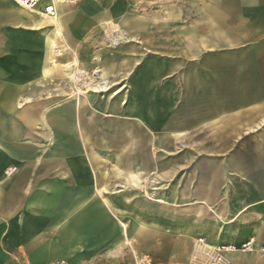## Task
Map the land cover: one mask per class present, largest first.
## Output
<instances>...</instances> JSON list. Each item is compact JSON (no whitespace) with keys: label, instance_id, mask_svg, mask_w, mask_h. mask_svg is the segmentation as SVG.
I'll return each mask as SVG.
<instances>
[{"label":"crops","instance_id":"obj_1","mask_svg":"<svg viewBox=\"0 0 264 264\" xmlns=\"http://www.w3.org/2000/svg\"><path fill=\"white\" fill-rule=\"evenodd\" d=\"M9 1L15 7L0 0V216L17 212L13 227H23L27 240L32 241L29 230L45 225L36 223L40 219L24 216L22 207L27 206L28 214L37 217L47 215V207L48 216L54 217L53 227L48 225L63 231V235L58 233L62 238L59 248L65 251L78 231L66 229L74 227L70 223L79 218L72 216L94 199V225L111 227L108 212L112 214L119 225V234L113 236L116 243L141 242L162 230L188 235L202 230L212 245H241L252 237L254 253L235 252L228 259L233 264H264V252L259 250L264 248V0L196 2L202 8L192 21L196 53L214 50L234 55V103L227 107L226 99H220L212 112L198 114L202 110L196 112L200 100L194 99L195 91L208 85L203 84L204 79L196 85L194 74L189 75L194 66L187 65L186 74H181L186 83L182 94L173 84L163 91L167 101L176 103L178 113L172 112V123L162 131L151 120L159 113L155 101L161 96L156 87L161 67L140 72L144 77L138 79L136 95L130 82L132 73L124 69L118 76L105 55L95 56L90 73H98L108 89L88 93L108 98L106 104L95 105L103 107L104 118L119 121L97 119L90 113L88 118L78 116L73 126L71 120L59 118L60 113L79 110L85 99L78 98L52 114L45 102H34L35 90L29 84L36 80L58 88L61 81L75 92L72 76L79 61L74 55L67 63L58 62V54H62L58 48L67 49L65 26L87 7L73 11L55 6L54 22L41 12ZM119 24L128 34L144 28L142 21L129 17ZM183 54L185 58L189 55ZM209 70L202 64L198 72ZM132 120L148 124L151 136L131 124ZM102 132L124 136L112 141L101 137ZM36 145H41L39 150ZM89 145L101 148L93 153L90 147L86 154V167L94 171V194L84 198L80 192L67 194L66 182L80 176L81 162L64 157L87 150ZM108 161L110 171H106ZM10 172L11 178L3 179ZM51 176L58 181L52 183ZM6 187L17 194L15 204L5 202ZM36 187L40 190L35 191ZM124 219L128 228L121 221ZM35 248L47 252L38 243Z\"/></svg>","mask_w":264,"mask_h":264},{"label":"rangeland","instance_id":"obj_2","mask_svg":"<svg viewBox=\"0 0 264 264\" xmlns=\"http://www.w3.org/2000/svg\"><path fill=\"white\" fill-rule=\"evenodd\" d=\"M6 1L14 6L9 0ZM197 1L200 0H81L75 5H61L63 10L71 9L73 11L80 7H87L85 12L79 15L75 13V16L65 26L64 43L67 49L58 48L62 54L57 57L58 62L67 63L74 55L76 56L79 61L77 67L79 69L75 74H79L78 77L81 82L78 83V86L81 85L82 92H71V86L65 85L61 81L57 83L58 88L52 87L44 80H36L29 84L35 90L34 102H45V105L50 107L52 114L63 110L74 100L78 101V98L80 100L85 99L86 103L79 110L75 108L74 111L63 110L60 113L59 118L71 120L73 126H75L78 116L88 118L90 113L94 114L97 119L119 121L116 118L103 117V111H101L103 107L100 106L106 104L108 98L99 99L96 94L93 95L86 91L87 84L90 82L92 66L96 63L95 56L100 55L101 58H104L105 55L107 60L114 64L116 71L120 74L118 76H122L124 69L125 73H132L133 79L130 82L134 83L132 91L136 95L138 93V79L144 77L141 76L140 72L162 68L160 80L156 83L157 91L161 94L159 99L155 101V109L159 113L157 118H151L153 123H157L155 127H158L160 131L169 128L172 123V112L175 111V115L178 113L176 109L174 110L177 107L176 103L167 101L168 95L163 91L173 84L175 87L176 85L179 87V94H182V90H185L183 85L186 86V83L182 82L181 74H186L187 65L190 68L192 65L194 66V71H191L189 75L194 74L196 85L201 83L203 79V84L208 85L206 88L203 87L195 91L194 99L200 100L199 104H195L196 112L202 110L198 114L212 112L216 106L214 104L220 99H226L227 107L233 104L235 99L234 55H220L218 51L214 50L205 55L196 53L199 52L196 46L198 41L193 38L194 24L192 21L202 11V8H198ZM123 17L142 21L145 29L140 28L133 34H128L119 24V20ZM188 29H190L189 34ZM5 35L10 34L4 33ZM183 53H188V57L185 58ZM132 54L136 56L135 59L131 58L130 55ZM38 55V51H36V58ZM181 64H184L183 68L178 66ZM202 64L207 65L210 70L205 73L198 72ZM172 66H174L173 69ZM175 69H180V71H175ZM128 77L124 83L128 81ZM220 85L221 87H219ZM122 97L121 93L117 96V101L119 102ZM96 103L97 105L101 103V105L97 106ZM135 120L130 121V123L136 127H141L148 136H151L149 134L151 133L150 126L147 123V126L145 124L139 125ZM123 136L110 132H102L101 135V137L112 141H117ZM231 138L233 139V136ZM40 146L34 147L39 150ZM90 147L93 153L101 149L89 145L86 147L87 150L84 148V150L75 151L72 156L64 157V159L73 161L74 158H78L81 162L80 176L66 182L65 191L67 194L80 192L81 198L94 194V171L86 167V154ZM111 150L114 149L111 148ZM60 158L63 159V157ZM110 163L111 161L106 163V171H110L112 165ZM9 168H14V166H9ZM178 173L181 174L182 169ZM5 176L6 178L3 179L11 178L12 172ZM54 181H58V179L51 176V182ZM37 190L40 188L36 187L35 191ZM50 190L53 191L54 186ZM4 194L6 196L5 202L11 201L15 204L19 201L16 197L17 194L12 193L10 187H6ZM44 210L47 215L37 217L33 212L28 214L27 206L22 207L24 216L31 218V220L33 218L40 219L36 223H44L45 225V227H36V231L29 230L28 234L32 241L27 240L29 237H27L23 227H13L17 223V212L10 217L0 216V264H192V255L200 245L199 240L208 246H215L206 240L202 230H196V233L192 235L162 230L156 236H146L147 238L141 242L130 240L129 244L126 242L116 243L113 236L119 234L118 222L108 212L112 226L96 227L94 225L93 199L84 203L78 213L76 212L72 216L74 218L79 215V218L76 222L70 223L74 227H67L66 229L69 231L77 228L78 231L75 233L71 245L64 251L59 248L62 240L60 235H63V231L57 232L58 229L50 228L53 227L51 223H53L54 217L48 216L47 207ZM121 221L128 228V222L125 219ZM36 243L47 252L41 253L40 248L34 249Z\"/></svg>","mask_w":264,"mask_h":264},{"label":"built area","instance_id":"obj_3","mask_svg":"<svg viewBox=\"0 0 264 264\" xmlns=\"http://www.w3.org/2000/svg\"><path fill=\"white\" fill-rule=\"evenodd\" d=\"M17 6L41 12L48 16L55 14V6L58 5H75L81 0H11ZM60 54H58L59 56ZM200 245L194 250L192 255V264H233L228 255L235 252L254 253L257 249L255 247V239L249 238L241 245L233 244H218L215 246H208L199 240ZM264 252V248H260Z\"/></svg>","mask_w":264,"mask_h":264},{"label":"bare ground","instance_id":"obj_4","mask_svg":"<svg viewBox=\"0 0 264 264\" xmlns=\"http://www.w3.org/2000/svg\"><path fill=\"white\" fill-rule=\"evenodd\" d=\"M22 9H24V8H22ZM25 10H27V9H25ZM43 16H45V17H48V18H53V20L52 21H54V22H56L57 21V17H56V10H55V14L53 15V16H48V15H45V14H43V13H41ZM44 17V18H45ZM77 70H75L74 71V73H73V76H72V84H73V90L75 91V92H82V90H81V85L80 86H78V83L79 82H81V80L79 79V74H75V72H76ZM98 73H90V82H89V84H87V92H91V93H93L92 91H94L95 93H99V92H102V91H105V90H107L108 89V86H107V84L105 85L104 83H103V79H101L98 75H97ZM77 83V84H76ZM98 85V86H97ZM85 92V91H84ZM147 107V106H146ZM149 108V107H148ZM141 111V110H140ZM139 111V112H140ZM157 114V113H156Z\"/></svg>","mask_w":264,"mask_h":264}]
</instances>
